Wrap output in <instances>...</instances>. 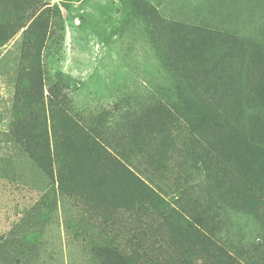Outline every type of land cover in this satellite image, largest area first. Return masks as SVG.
I'll list each match as a JSON object with an SVG mask.
<instances>
[{"label":"trees","instance_id":"trees-1","mask_svg":"<svg viewBox=\"0 0 264 264\" xmlns=\"http://www.w3.org/2000/svg\"><path fill=\"white\" fill-rule=\"evenodd\" d=\"M121 1L130 19L144 26L166 85L152 89L153 107L144 109L135 130L108 140L98 129L106 121L103 116L94 120V128L83 126L69 111L61 77L43 74L40 55L49 15L42 11L36 16L33 0H0V48L22 31L9 126L0 132V148L9 157L33 163L49 180L48 189L15 226L20 239L11 236L0 243L2 264H14L11 248L31 254L59 197L75 199L89 217L103 218L89 239L94 228L77 221L82 218H68L65 228L87 240L98 264H167L162 255L167 250L160 249L166 243L181 257L177 264H240L244 251L231 254L216 242L229 214L259 221L256 244L263 247L264 22L255 36L259 39L248 43L244 36L168 20L146 0ZM182 130L189 141L183 144L189 146L185 154L202 180L201 196L179 205L176 198H166L158 182L168 187L172 181L178 191L189 183L186 170L173 160L175 134ZM187 190L181 193L188 195ZM123 214L136 235L137 230L145 236L164 230L162 243L154 250L146 247L149 254L142 259L135 248L119 244L134 239L121 237L114 227L122 225L116 217ZM146 217L157 227L142 225ZM26 259L28 264L32 257ZM255 264H264V256L256 257Z\"/></svg>","mask_w":264,"mask_h":264},{"label":"rangeland","instance_id":"rangeland-1","mask_svg":"<svg viewBox=\"0 0 264 264\" xmlns=\"http://www.w3.org/2000/svg\"><path fill=\"white\" fill-rule=\"evenodd\" d=\"M146 1L168 20L244 36L248 43L251 38L259 39L255 36L264 22V0ZM33 2L38 6L36 16L42 11L49 15L47 36L40 55L43 74L49 78L61 77L62 84L66 86L67 106L73 117L83 126L94 128V120L103 116L106 121H102L101 125H104H99L98 129H103L102 133L99 131L101 137L108 140L114 134L135 130L134 126L141 124L144 109L153 107L152 89L159 84L166 85L158 75V54L151 47L148 36L144 35V26L130 19L121 0ZM254 29L256 34H253ZM21 32L0 48V132L9 126L15 71L20 61ZM183 127L181 124L180 128ZM179 133L175 134L179 137L175 138L177 156H173V160L175 165L186 170L184 173L189 183L180 187V191L172 186V181L167 183L168 187L162 185L163 181L158 183H161L160 190L167 199L176 198L179 205L182 200L193 204L192 199L201 196L197 191L202 176L197 173V165L185 154L189 146L183 144L189 141L184 138L183 130ZM147 171L149 175L155 174ZM174 171L180 172V169L174 168ZM48 186L49 180L33 163L9 157L0 148V243L5 244L11 236L20 239L22 233L15 226H20L25 214ZM182 189H188L189 194L183 195ZM59 198L58 206L41 230L31 254L29 250L20 253L11 248V262L17 264L19 260L20 264H27L26 258L30 256L32 259H28V264H98L91 258L87 240L82 239L78 232L74 237L65 228L68 218H82L77 221H88V225L94 228L93 232L88 231L89 239L94 237L103 218L91 213L89 217L75 199ZM116 219L122 222L121 226L114 225L117 233L122 234L121 237H134L130 243L122 239L119 244L135 248L141 259L144 254H149L145 252L146 247L154 250L162 243L160 233L164 230L148 231L145 236L136 229V235L128 216L118 215ZM223 221L221 231L217 232L219 240L215 241L231 254L237 250L244 251L245 255L239 258L240 264H255L256 257L264 256V243L262 248L256 244L259 230L256 223L259 221L234 214L223 217ZM143 222L142 225L157 227V222L149 220V217ZM115 223L119 225L118 221ZM128 229H132V233H128ZM170 244L160 247L162 252L167 250L162 255L167 264H177L181 257L175 255ZM225 244L232 245L231 249ZM196 264L204 263L197 260Z\"/></svg>","mask_w":264,"mask_h":264}]
</instances>
